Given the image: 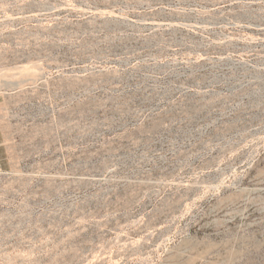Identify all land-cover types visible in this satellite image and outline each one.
<instances>
[{
	"label": "rangeland",
	"instance_id": "obj_1",
	"mask_svg": "<svg viewBox=\"0 0 264 264\" xmlns=\"http://www.w3.org/2000/svg\"><path fill=\"white\" fill-rule=\"evenodd\" d=\"M0 264H264V0H0Z\"/></svg>",
	"mask_w": 264,
	"mask_h": 264
}]
</instances>
